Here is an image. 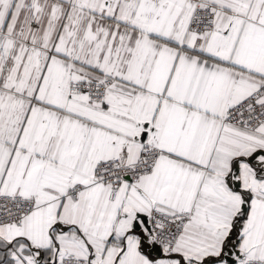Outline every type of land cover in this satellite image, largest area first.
<instances>
[{"label": "snow or ice", "instance_id": "6c2138e0", "mask_svg": "<svg viewBox=\"0 0 264 264\" xmlns=\"http://www.w3.org/2000/svg\"><path fill=\"white\" fill-rule=\"evenodd\" d=\"M0 264H264V0H0Z\"/></svg>", "mask_w": 264, "mask_h": 264}]
</instances>
